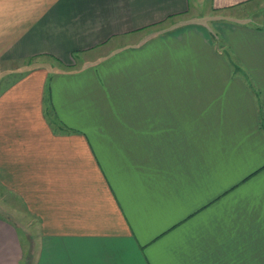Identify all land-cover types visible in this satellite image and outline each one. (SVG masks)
<instances>
[{"label":"crops","instance_id":"obj_1","mask_svg":"<svg viewBox=\"0 0 264 264\" xmlns=\"http://www.w3.org/2000/svg\"><path fill=\"white\" fill-rule=\"evenodd\" d=\"M257 1L0 0V264H264Z\"/></svg>","mask_w":264,"mask_h":264},{"label":"rangeland","instance_id":"obj_2","mask_svg":"<svg viewBox=\"0 0 264 264\" xmlns=\"http://www.w3.org/2000/svg\"><path fill=\"white\" fill-rule=\"evenodd\" d=\"M199 14L196 15L194 13H192L190 16L191 18L194 17V20H197V22L201 23V24H205L207 27H209V29L212 30V37L213 40L216 44V46H218L219 49H221V47L223 46V42L222 40H220V38L217 36V34L215 33V26L214 24L219 23L218 21L220 20L219 17L214 16L215 14H211L208 11V7H206V5H204L202 8L199 9ZM241 15L238 16H244V17H258V18H262V16L264 15V0H259L257 2H254L253 4H251L250 6H247L245 8H242L239 10L238 12ZM231 61V59H230ZM5 194V193H4ZM6 201L8 199H10V201L14 202V198L12 196L10 197H5ZM21 218L19 219V222L24 225L25 227L31 226L32 228L36 227V221L29 216L28 214L24 213V210L22 208H18V206L16 205ZM36 229V228H35ZM33 230V231H32ZM31 232L33 233V235H35V230L32 229ZM22 240L24 239L23 235L20 233Z\"/></svg>","mask_w":264,"mask_h":264}]
</instances>
